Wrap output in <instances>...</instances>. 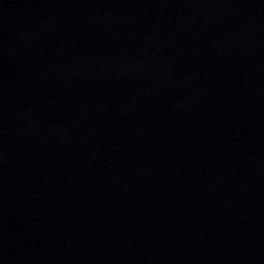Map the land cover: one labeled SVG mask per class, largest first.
<instances>
[{"label":"water","instance_id":"95a60500","mask_svg":"<svg viewBox=\"0 0 264 264\" xmlns=\"http://www.w3.org/2000/svg\"><path fill=\"white\" fill-rule=\"evenodd\" d=\"M0 264H264V0H0Z\"/></svg>","mask_w":264,"mask_h":264}]
</instances>
